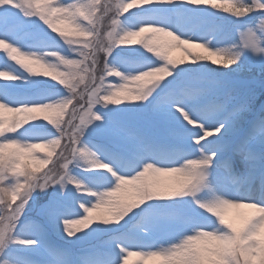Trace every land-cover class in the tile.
Instances as JSON below:
<instances>
[{"label":"snow or ice","instance_id":"6c2138e0","mask_svg":"<svg viewBox=\"0 0 264 264\" xmlns=\"http://www.w3.org/2000/svg\"><path fill=\"white\" fill-rule=\"evenodd\" d=\"M257 91L264 0H0V264H264Z\"/></svg>","mask_w":264,"mask_h":264},{"label":"rangeland","instance_id":"374dc122","mask_svg":"<svg viewBox=\"0 0 264 264\" xmlns=\"http://www.w3.org/2000/svg\"><path fill=\"white\" fill-rule=\"evenodd\" d=\"M65 47H67V46H65ZM173 55H174L175 57H177V58L180 57V53H178V52H174ZM262 103H264V95H261V94L259 93V91H257V94H256V96H255V98H254V100H253V105H255L254 108H259L260 105H261ZM135 260H136V257H132V258H130V262H129V264H134V261H135Z\"/></svg>","mask_w":264,"mask_h":264},{"label":"trees","instance_id":"16d2710c","mask_svg":"<svg viewBox=\"0 0 264 264\" xmlns=\"http://www.w3.org/2000/svg\"><path fill=\"white\" fill-rule=\"evenodd\" d=\"M253 106L255 107V105H253ZM255 109H257V110H258L259 108H255Z\"/></svg>","mask_w":264,"mask_h":264}]
</instances>
